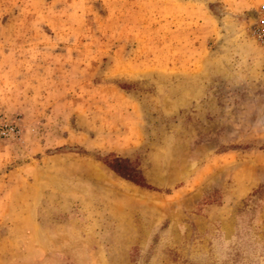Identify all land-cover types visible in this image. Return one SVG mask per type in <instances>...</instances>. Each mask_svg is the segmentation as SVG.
Masks as SVG:
<instances>
[{"label": "rangeland", "instance_id": "rangeland-1", "mask_svg": "<svg viewBox=\"0 0 264 264\" xmlns=\"http://www.w3.org/2000/svg\"><path fill=\"white\" fill-rule=\"evenodd\" d=\"M263 11L0 0V264H264Z\"/></svg>", "mask_w": 264, "mask_h": 264}, {"label": "trees", "instance_id": "trees-1", "mask_svg": "<svg viewBox=\"0 0 264 264\" xmlns=\"http://www.w3.org/2000/svg\"><path fill=\"white\" fill-rule=\"evenodd\" d=\"M106 162L109 164L112 169H114L118 174H120L122 177L131 176L132 181H134L136 184L143 185L142 183V177L134 174L131 170V167L129 165V162L126 160H120L116 158L115 156H110ZM133 175V176H132Z\"/></svg>", "mask_w": 264, "mask_h": 264}, {"label": "built area", "instance_id": "built-area-1", "mask_svg": "<svg viewBox=\"0 0 264 264\" xmlns=\"http://www.w3.org/2000/svg\"><path fill=\"white\" fill-rule=\"evenodd\" d=\"M259 27H260L259 28L260 29V31H259L260 36L263 37V35H264V11H263V17L261 19Z\"/></svg>", "mask_w": 264, "mask_h": 264}]
</instances>
